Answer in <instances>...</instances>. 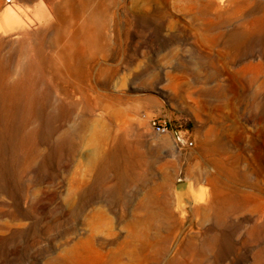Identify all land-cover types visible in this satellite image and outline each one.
Wrapping results in <instances>:
<instances>
[{"label":"rangeland","instance_id":"obj_1","mask_svg":"<svg viewBox=\"0 0 264 264\" xmlns=\"http://www.w3.org/2000/svg\"><path fill=\"white\" fill-rule=\"evenodd\" d=\"M6 9L0 264H264V0Z\"/></svg>","mask_w":264,"mask_h":264},{"label":"bare ground","instance_id":"obj_2","mask_svg":"<svg viewBox=\"0 0 264 264\" xmlns=\"http://www.w3.org/2000/svg\"><path fill=\"white\" fill-rule=\"evenodd\" d=\"M0 22H4V23L15 22V20H13L12 14H11L9 9H6L2 14H0ZM17 25H19L18 27H20V24H17ZM107 157H108V153L104 157V163H103L104 165L106 164ZM225 171H226V169H225ZM231 173H232L231 171H228V173H226V174H228V176H230V178H232L233 175ZM188 175H191V171L189 172ZM223 179H222V181H223ZM208 180H209V178H208ZM227 181H229V180H227ZM210 182L217 189V191H215L214 198H213L211 204H209V206H208L209 207L208 211L210 209L215 208V207L217 208L219 205L224 204V203H225V205L227 207L228 206L227 204H229V201L233 200V198H238L241 201L240 202L241 207L244 208V205H245V203H244V195L239 194L237 189H231L226 184H225L226 186L223 185V183L218 181L217 178H215V177H211L210 178ZM198 212H199V209L196 208L195 209V213L197 214ZM208 216H209V212H206V213H203L202 218L206 219ZM91 241H92V239L90 240V242Z\"/></svg>","mask_w":264,"mask_h":264},{"label":"built area","instance_id":"obj_3","mask_svg":"<svg viewBox=\"0 0 264 264\" xmlns=\"http://www.w3.org/2000/svg\"><path fill=\"white\" fill-rule=\"evenodd\" d=\"M151 126H152V129H153L156 133H158V134H165V133H168V129H167L166 125L163 124V123H161V122H158V121L152 120V121H151ZM176 143H177L178 145H183V144H184V143H183V140H181V139H179V138L176 140ZM189 144H190V143H189Z\"/></svg>","mask_w":264,"mask_h":264}]
</instances>
